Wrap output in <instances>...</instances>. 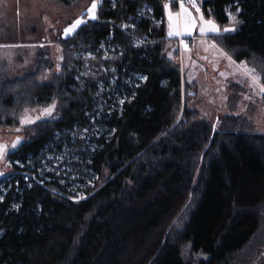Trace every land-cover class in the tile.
Here are the masks:
<instances>
[{
    "label": "trees",
    "instance_id": "obj_1",
    "mask_svg": "<svg viewBox=\"0 0 264 264\" xmlns=\"http://www.w3.org/2000/svg\"><path fill=\"white\" fill-rule=\"evenodd\" d=\"M170 2L102 0L96 20L57 42L64 59L49 80V49L15 76L0 61L1 131L19 129L25 108L42 109L53 97L58 105L57 117L26 127V140L7 157L0 264L262 262L264 133L241 115L201 116L194 106L199 86L183 76L167 34ZM199 4L221 27L241 9L242 23L216 43L264 77V0ZM72 135L80 146L71 145ZM81 135H91L83 153ZM64 144L81 153L72 159L75 169L97 177L83 197L58 181L38 180L45 153ZM191 198L183 229L174 231Z\"/></svg>",
    "mask_w": 264,
    "mask_h": 264
},
{
    "label": "rangeland",
    "instance_id": "obj_2",
    "mask_svg": "<svg viewBox=\"0 0 264 264\" xmlns=\"http://www.w3.org/2000/svg\"><path fill=\"white\" fill-rule=\"evenodd\" d=\"M199 2L200 0H197L198 4ZM92 3L93 0H0V61H5L8 64V73L15 76L20 71H25L33 64L38 51L49 49L55 63V68L47 75V79H51L55 73H58L56 65L60 64L61 66L62 60L59 59L61 50L57 42L59 39L66 38L63 35L64 29L74 23L76 19L84 18ZM97 3L99 7L102 0H97ZM185 4L190 8L193 15H199L196 9L188 4V0H185ZM98 7L96 10L97 17ZM173 11L175 12V10ZM164 15L168 25L166 9ZM84 19L86 21L93 20L88 15ZM73 34L71 33L67 37ZM212 35L214 34L210 33L208 37ZM192 36H196V38H192ZM198 36V29L194 30L191 35L181 36L191 38L183 39L189 45L190 51L185 50L180 44L181 39H173L179 38V36L169 37L174 43L172 51L176 49L180 51L183 76L190 81H195L199 86L198 97L194 106L198 108L201 116L207 119L215 120L217 117L227 115L244 116L252 121L255 131L264 133V102L262 96L257 94L258 89L251 87L248 78L237 72V65L231 64L227 58L230 55L221 54L211 47L205 51ZM206 40L209 44L211 43L209 39ZM221 73L226 75H221ZM101 86V89H104V84ZM108 91L109 89L105 90L107 93ZM111 92L106 102L102 100L95 109L100 112L99 114L109 106L107 101H110L114 95ZM246 97H250V99ZM57 108L58 105L52 117L42 116L41 120H37L34 124L42 120L55 119ZM41 110H29L28 115L35 117L41 114ZM34 124H21L19 131L17 129L0 130V143L8 146V153L4 159H0V171L4 172V176H0V181L4 178L8 180L11 177L9 175H11L12 169L7 157L15 151L11 148L12 143L19 136L22 144L26 140L25 135H23L24 129ZM95 130L98 131V129ZM89 136L91 135L80 136V140L85 141V145L81 146L82 153L86 151V146L91 144ZM70 143L74 147L80 146L75 135L71 136ZM71 145L64 144L60 150L55 146L49 148L45 153L40 169H38V180L44 182L58 181L77 194L78 197H83V191L92 186L97 177L92 173H87L84 169L81 171L75 169L72 159L77 160L81 157V153L76 152ZM192 202L191 198L187 207L172 225L174 231L183 229ZM184 250L187 257L190 249ZM258 264H264V254L262 262Z\"/></svg>",
    "mask_w": 264,
    "mask_h": 264
},
{
    "label": "snow or ice",
    "instance_id": "obj_3",
    "mask_svg": "<svg viewBox=\"0 0 264 264\" xmlns=\"http://www.w3.org/2000/svg\"><path fill=\"white\" fill-rule=\"evenodd\" d=\"M175 3L178 6V11L172 10V4ZM188 4L192 8L196 9V12L199 13V15H193L192 11L188 6L185 4V0H171L170 3H166L164 5V8L167 10V18H168V36H184V35H191L194 30L198 29L199 36H200V43L204 45L205 51L208 50L209 47H211L214 51H218L221 54L227 55L223 52V49L219 47L216 43V39H222L224 33L229 32H235L236 31V25L239 23H242V20L238 19V14L241 11V9L237 6L235 13L229 12L228 13V20L229 25L221 27L216 20L211 15V10L209 9V15L206 18L204 15V12L201 11L200 4L197 3V0H188ZM98 7L97 0H93V3L91 4L90 9H88L87 15L91 19L95 20L97 19L96 10ZM87 23V21L82 17L80 19H76L74 23H72L69 27L64 29L63 35L65 37L69 36L71 33H75L76 29L82 24ZM124 27H127V25H124ZM214 34L215 38L211 40V43L206 40V37L208 34ZM180 44L183 45L185 50L190 51L189 45L183 40H180ZM43 46V45H41ZM7 47V46H6ZM89 56H92V53H88ZM171 55V54H169ZM107 58V57H105ZM206 58V57H205ZM231 64L237 65V72L241 73L243 76L247 77L250 86L254 89H258L257 94L264 97V83H262V79L264 77L261 76L260 73L256 71L255 68H251L247 66V63L244 61L239 62L237 64L236 61L232 59L231 56L227 57ZM60 60H63L64 57L60 56ZM56 69L59 72L60 71V64L56 65ZM115 71V69H113ZM221 75H226L225 73H221ZM140 79L147 80L146 76H141ZM249 98L250 97H246ZM124 100H120V104H123ZM56 98H52V102L48 104L46 107L42 108L41 114L37 115L35 117H32L28 115L29 110L27 108L24 109L25 115H22L19 119L20 124H34L37 120H41V117H52L53 112L56 111ZM47 122V121H44ZM19 131V129H17ZM85 131H88L85 129ZM21 144V137L17 136L15 141L12 143L11 148L12 150H17V146ZM8 153V146L6 144L0 143V159H4L5 155ZM16 163H20L19 161H16ZM0 176H4V172L0 171ZM0 199H3L0 197ZM18 207V206H15ZM187 207V205L185 206Z\"/></svg>",
    "mask_w": 264,
    "mask_h": 264
},
{
    "label": "crops",
    "instance_id": "obj_4",
    "mask_svg": "<svg viewBox=\"0 0 264 264\" xmlns=\"http://www.w3.org/2000/svg\"><path fill=\"white\" fill-rule=\"evenodd\" d=\"M198 37H200V36H198ZM207 37H208V36H207ZM207 37H206V39H209L210 41L212 40L211 38H209L210 36H209L208 38H207ZM172 38H173V37H172ZM172 38H171V39H172ZM192 38H196V36H192ZM173 39H176V40L178 39V40H180V39H191V38H185V37H181V36H179V38H173ZM193 40H195V39H193ZM193 43H194V42H193Z\"/></svg>",
    "mask_w": 264,
    "mask_h": 264
}]
</instances>
